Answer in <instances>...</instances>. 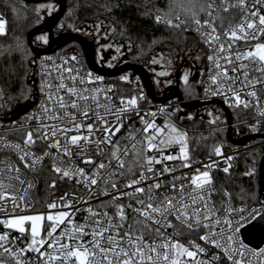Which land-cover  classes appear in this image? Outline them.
<instances>
[{
  "label": "snow or ice",
  "instance_id": "snow-or-ice-1",
  "mask_svg": "<svg viewBox=\"0 0 264 264\" xmlns=\"http://www.w3.org/2000/svg\"><path fill=\"white\" fill-rule=\"evenodd\" d=\"M234 9L241 13V19L221 35L217 20H221L222 27L223 18L218 14ZM186 11L188 15L183 18L176 15L173 19L170 13H165L156 15L155 21L172 29L195 30L201 34L212 52L207 59L215 68L206 94L222 96L230 107L255 106L259 110L257 87L264 88V0H252L251 4L248 0H203V3L193 0ZM6 24L0 17V35L6 34ZM39 39L47 43L46 36ZM241 41L246 45L243 51L237 47ZM156 62L154 56L151 63ZM57 71L59 82L42 83L44 100L39 112L30 116L40 131H28L23 146L7 141L3 144L4 148L15 151L20 163L0 161V213L3 214L0 216V264H220L222 259L227 264H243L246 246L237 235L242 225L240 220L231 217L233 213L242 216L247 210L229 206L221 214L216 208L211 200V168L215 162L203 165L204 171L196 168L191 177H173L168 190L159 191L164 185L158 177L175 171L167 166V161L179 160L183 167H192L187 132L171 120L157 124L156 112L140 116L139 101L144 99L143 95L114 98L109 95L111 88L94 87L103 81L101 76L91 72L81 74L72 67L61 66ZM64 72L68 75L64 76ZM47 75L51 76V72ZM159 75L169 73L161 71ZM188 81L189 74L185 73L183 82L187 85ZM247 97L253 98L254 105ZM133 112L140 117L142 127L135 135L130 131L128 143L121 144L117 133L124 127L125 116ZM258 114L264 118V110ZM209 122L215 123L216 118ZM258 124L259 121L252 126L254 131L258 130ZM34 135L56 151L55 173L75 180L89 192L102 186L101 194L111 197L110 206L116 209L115 214L110 216L106 205L101 203L100 211L89 206L84 223H77L75 213L80 209L74 208L67 194L59 203L49 202L46 212H31L27 193L32 184L23 178L21 165L32 169L40 159L28 150L36 143ZM90 147L94 150L92 154H89ZM176 147L178 154L169 151ZM214 152L222 155L220 147ZM65 157L69 166H58L65 163ZM94 157H100L99 162ZM157 164L163 165L160 173L156 171ZM223 171L227 173L229 168ZM126 175L134 178L123 185L128 191H121L116 178L123 179ZM176 180H186L188 184L177 185ZM224 195L230 202L231 194ZM124 198L129 203H118ZM128 210L134 217L131 224ZM255 215L253 209L244 217L245 223ZM177 224L188 232L203 230L199 240L205 246L191 240L187 244L181 242L177 238L180 235ZM170 228L172 234L167 231ZM209 245L219 249L220 254L205 259ZM29 254H35L36 260H31ZM260 254H264V249H260Z\"/></svg>",
  "mask_w": 264,
  "mask_h": 264
},
{
  "label": "trees",
  "instance_id": "trees-1",
  "mask_svg": "<svg viewBox=\"0 0 264 264\" xmlns=\"http://www.w3.org/2000/svg\"><path fill=\"white\" fill-rule=\"evenodd\" d=\"M64 1L67 4V10L56 27L57 33L75 32L85 22L99 18L105 19L114 28L115 38L130 44L126 59L133 65L145 67L149 58L166 44L181 47L188 37H192L182 30L156 23L155 16L170 13L173 19L176 15L183 18L188 15L186 9L193 0ZM195 2L203 3V0H195ZM30 5L21 0H0V13L7 20V32L0 37V84L14 112L27 109L35 98V57L30 46L29 34L42 25L46 18ZM79 63L86 65L83 57ZM113 81L123 93L130 94L129 82ZM202 87L203 80L199 84L191 82L186 87L189 90L182 89L183 96L194 98L201 93ZM232 115L233 131L236 126H249L253 132L251 125L254 114L251 110L232 109ZM173 119L188 131L194 158L202 159L212 156L215 153L214 149L219 145L226 149L234 146L227 137L226 122L211 124L200 119L187 122L178 120L176 116ZM263 156V148H254L239 155L236 169L230 175L216 176L220 194L230 193L233 202L237 205H264V194L261 192L259 182V167ZM251 171H255V174L251 175ZM35 179L36 208H42L47 199L54 194L51 185L56 175L52 174L51 168L46 165ZM220 196L219 202H222Z\"/></svg>",
  "mask_w": 264,
  "mask_h": 264
},
{
  "label": "built area",
  "instance_id": "built-area-1",
  "mask_svg": "<svg viewBox=\"0 0 264 264\" xmlns=\"http://www.w3.org/2000/svg\"><path fill=\"white\" fill-rule=\"evenodd\" d=\"M249 4L252 3V0H248ZM222 19V27H221V20H217V28L218 31L223 34L224 30L228 29L230 26L237 24L241 19V13L238 10H232L229 13H224L221 11L219 14ZM0 17L6 20V18L0 13ZM7 21V20H6ZM177 30V29H176ZM183 31V30H182ZM6 32H7V24H6ZM188 35L195 37L198 39L207 49V56L211 55L212 52L210 51L208 45L204 42L203 37L200 33L196 32L195 30H189L184 31ZM3 35H0V37ZM237 47L239 50L243 51L246 47V45L241 41ZM223 63V61H221ZM72 67L74 69H78L81 74H86L88 72H91L94 76H101L91 69L88 68L87 65H83L79 62H75L70 60L67 56H65L61 52H56L52 54H46L43 56H40L37 58V60L34 63V85H35V98L33 100V105L29 106L27 109L21 111V112H14L11 109V106L8 103L7 97L5 95V92L3 90V87L0 84V161L9 160L10 162L16 163L19 165L18 157L14 150L10 148H4L3 144L5 141L10 143H20L23 146V141L25 139L26 133L28 131H32L33 133H38L40 129L37 127V124L35 121L30 119V116L33 113H38L40 109V104L44 100V95L41 93V85L42 83H47L51 81L52 83H58L57 77L60 75V73L57 71L58 67ZM51 72V76H48L47 73ZM210 74H215V68L212 62H210L207 59L206 63V70L205 74L203 76V87L201 93L194 97V98H183L182 101L178 99H172L170 101H167L165 103H160L155 100H152L149 97L148 91L146 89V86L141 78L140 75L135 74L133 77L132 82L130 83V94L123 93L118 86L114 83L112 78L103 77V81L94 85V87H101V88H111L113 91L109 93V95H112L114 98H119L121 96L123 97H132V96H141L143 95L144 99L139 101L140 105V116H143L147 112H156V123L157 124H164L166 120H171L175 125L180 128L181 130L187 132L188 135V151L191 159V168H185L182 166L181 162L179 160L174 161H167L166 164L169 168L175 169L172 173H165L162 176H159L158 178L163 182L164 187H162L159 191H167L168 188L173 183V177H179L182 175H187L191 177L192 175H195L194 170L196 168H200L201 171H204L203 165L209 164L210 162H215L211 168V177H212V188H213V194L211 197V200L214 202L216 208L221 211V214L223 212V208L231 207L233 209H241L244 208L247 211L241 216L236 215L235 213L232 214V217L234 220H240L241 222V228L238 235L239 241L243 242V244L246 246L243 256V264H264V254H260V249H264V245L260 249H255L247 244L242 239V229L249 225L251 222H253L256 218L264 214V205H254V206H246V205H237L235 202H233L232 198L230 202L226 200L225 193L219 192L217 188L216 183V176L218 174H226L230 175L235 169L237 164V159L239 155L242 153L254 149V148H263L264 149V138L257 139L253 141H249L245 145H234L230 149H226L224 146L219 145L218 147L222 150V155L217 156L215 153L212 156L206 157V158H194L191 152V145H190V137L188 131L181 127L179 124L175 122L173 119L174 116H176L179 112V108L182 107L183 104H192V103H204V104H211L213 102H219L224 104L231 112L232 109H245L243 106L236 108V107H230L229 103H225L224 98L222 96H213L210 93L206 94V89H209L210 84ZM64 76H67L68 73L64 72ZM256 74L253 73V76ZM257 94L260 97V105L261 108L259 110H264V88L257 87ZM249 100H253L251 97H247ZM254 105V100H253ZM117 107H119L118 100H117ZM164 109L165 112H161L160 110ZM245 110H251L254 114L253 123L251 125V128L254 124H257V121H259V124L257 125L258 130L251 133H247L246 135L240 137H247L251 135H263L264 131V118H261L258 114L259 110L255 106H250L249 108ZM145 119H150V117H145ZM124 127L121 128L120 132L117 133V137L120 139L121 144L128 143V133L131 131L135 135L138 130L141 129V121L140 117L137 116L134 112L130 115H126L124 118ZM264 136V135H263ZM139 138V137H137ZM236 138V139H240ZM34 139H36V143L32 145L28 150L30 153H35L37 157L40 159L37 160L34 167L32 169H24L21 165V172L23 175V178L27 181L31 182L32 188L28 190L27 193V201L32 204V208L30 209L31 212H46L47 211V204L53 200L57 201L59 203L60 198L65 196L67 194V197L69 200H72L74 203V208L78 207L80 209L79 212L75 213V221L77 223H84L85 218L88 217V213L86 209L91 206L94 210L100 211V205L101 203H104L106 205V210L108 211L109 215L112 216L115 214L116 209L111 207L110 205L113 203L110 196H103L101 194L102 192V186H96L92 189L91 192H89L87 189H85L82 185L77 184L75 180L63 178L61 175L55 173L53 171V165L56 163V160L53 159V157H57V153L54 149H49L47 147V143L45 141H42L38 139L34 135ZM93 148H89V154L93 153ZM170 152L174 154H178L179 149L178 147L170 149ZM51 153V155H45L46 153ZM73 157H75L76 149L73 148ZM228 157H231L232 159H227ZM97 162H99L100 157H94ZM105 162H107V157L104 158ZM65 163L60 164L58 166L60 167H68L69 163L67 161V158H64ZM77 164L79 166H83V164L77 160ZM48 166L52 170V174L56 175V179L52 181V184H55V187H53L54 194L50 196L47 199L46 204L42 208H36V188L37 183L35 176L40 173L45 166ZM163 165L157 164L155 166L157 173L161 172ZM225 167L229 168V171L225 173L223 169ZM251 175L255 174V171L250 172ZM131 175H126L123 179L116 178L118 180L119 186L121 188V191H128V189H124L123 185L128 181L133 179ZM151 182V181H149ZM175 183L179 185L180 183L188 184V181H181L176 180ZM109 191H111L109 189ZM221 196H220V195ZM221 198L222 202H219V197ZM91 197V199H89ZM87 200L88 203H83L81 201ZM118 203H129L128 198H124L121 201H118ZM256 210V215L253 219H250L247 223L244 221V217L248 216L252 210ZM9 212L12 211L11 204L8 205ZM201 211L203 212V207L201 208ZM17 214H24L23 212H18ZM3 214L0 213V216ZM128 223H133L134 217L130 210H128ZM173 223L176 222L173 220ZM177 229L180 232V235L177 237L181 242L187 244L188 241H196L199 243L202 247L205 246L203 241L199 240V235L203 234V230L200 232H188L186 229L181 228L179 224H177ZM2 230V229H0ZM169 234L173 233V229H167ZM59 234V230H58ZM22 246V245H19ZM208 250V256L204 257L205 259L211 258L213 254H220L219 249H215L212 246H207ZM29 258L33 261L36 260L35 254H29ZM220 264H227V261L221 260Z\"/></svg>",
  "mask_w": 264,
  "mask_h": 264
},
{
  "label": "rangeland",
  "instance_id": "rangeland-1",
  "mask_svg": "<svg viewBox=\"0 0 264 264\" xmlns=\"http://www.w3.org/2000/svg\"><path fill=\"white\" fill-rule=\"evenodd\" d=\"M47 5H51L52 8L46 7ZM30 6L44 18L55 15L60 7L59 3L56 1L33 3ZM75 33L84 36L93 44L95 62L99 67L112 69L128 63L126 55L130 50V44L115 38V30L109 21L99 18L85 22L75 30ZM41 36L47 37V43L39 39ZM47 44V33H40L33 38V45L36 49H43ZM61 53L75 62H79L83 57L80 46L75 43L65 47ZM161 53L163 54L162 57L160 55ZM154 56L157 60L155 64L151 63ZM72 57H75V59L73 60ZM185 61H187V63H185ZM206 63L207 49L204 44L195 37H188L181 47H177L173 44H166L149 58L148 62L145 64V69L150 76L155 96L157 98H162L164 90L169 86L176 85L178 82L181 91L182 89L189 90V88L186 87L191 82H197L199 84L205 74ZM161 71L168 72L169 75L161 76L159 75ZM185 73L189 74L187 85L183 82V75ZM134 75L135 73L133 71L128 70L112 79L131 83ZM125 76L128 77L127 80L122 79V77ZM32 105L33 102H31L29 106ZM209 113H212V116H209ZM176 118L180 121L187 122L200 119L208 123H210L209 121L211 119L216 118V122L211 124L227 122L224 112L218 105H208L196 110H186L180 107ZM249 132H251L249 126H236L233 131V137L235 139L240 138Z\"/></svg>",
  "mask_w": 264,
  "mask_h": 264
},
{
  "label": "water",
  "instance_id": "water-1",
  "mask_svg": "<svg viewBox=\"0 0 264 264\" xmlns=\"http://www.w3.org/2000/svg\"><path fill=\"white\" fill-rule=\"evenodd\" d=\"M21 1H23L24 3H28V4L41 3L45 1H56L60 5L59 10L55 15L46 18L44 22L42 23V25H40L38 28H36L29 34L30 46H31L32 52L35 57L34 62L40 56L56 53L58 51H61L68 45L75 43L80 46L86 65L88 66L89 69H91L95 73L101 76H104V77L114 78L128 70H131L135 74H138L141 76L146 86V89L148 91L149 97L152 100H155L160 103H165L172 99H178L180 101L183 100L184 96L181 91L179 82L176 83V85L167 87L163 92L162 98H157L154 94V91L151 85L150 76L148 72L146 71L145 67L126 63V64L117 66L112 69L101 68L95 62L94 46L87 38L75 32H67V33L55 35V28L59 25L62 17L64 16L67 10V4L64 0H21ZM40 33L48 34V44L43 49H36L33 45V38ZM208 105H218L224 112L226 119H227L226 123L228 126L227 137L233 145H245L249 141L264 138L263 135H251V136L243 137L240 139H235L233 137L234 121H233L232 112L222 103H219V102H213L211 104H204V103L188 104L187 103V104H183L182 108L186 110H196L201 107L208 106ZM259 182H260L261 192L264 194V156L262 158V161L259 167ZM262 217H264V214L256 218L253 222H251L246 227H244L241 232L242 239L245 242V244L255 249H260L264 245V218Z\"/></svg>",
  "mask_w": 264,
  "mask_h": 264
},
{
  "label": "flooded vegetation",
  "instance_id": "flooded-vegetation-1",
  "mask_svg": "<svg viewBox=\"0 0 264 264\" xmlns=\"http://www.w3.org/2000/svg\"><path fill=\"white\" fill-rule=\"evenodd\" d=\"M55 35H59V33L56 32V28H55ZM46 46H47V45H46ZM46 46H45V47H46ZM45 47H44V48H45ZM185 63H187V61H185Z\"/></svg>",
  "mask_w": 264,
  "mask_h": 264
}]
</instances>
